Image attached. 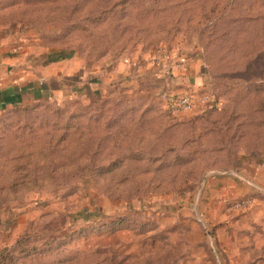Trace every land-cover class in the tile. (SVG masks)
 Wrapping results in <instances>:
<instances>
[{
  "label": "rangeland",
  "instance_id": "obj_1",
  "mask_svg": "<svg viewBox=\"0 0 264 264\" xmlns=\"http://www.w3.org/2000/svg\"><path fill=\"white\" fill-rule=\"evenodd\" d=\"M0 36L80 71L0 111V264H264V0H0ZM164 52L210 105L166 110Z\"/></svg>",
  "mask_w": 264,
  "mask_h": 264
},
{
  "label": "crops",
  "instance_id": "obj_2",
  "mask_svg": "<svg viewBox=\"0 0 264 264\" xmlns=\"http://www.w3.org/2000/svg\"><path fill=\"white\" fill-rule=\"evenodd\" d=\"M4 43L0 36V111L42 99L69 97L80 84L71 82L78 77L80 71L77 72L76 66L68 63V59L61 58L55 53L16 54L12 53L11 49H6ZM172 52L157 54L151 62L166 90L170 93L189 92L197 95L202 92L210 93L208 76L202 60L199 58L187 60L183 55H174ZM119 74L122 80L126 79L122 76L123 71ZM119 74L117 73V76ZM261 166L264 168V160L253 166V169L246 170L247 179L253 184L240 183L241 186L239 183L233 184H238V187L247 190L248 186L255 187L257 181L264 180V169H261ZM226 181L230 180L220 176L207 181L205 188L207 187L206 190L210 192L221 189V185L232 187L231 183L226 185ZM251 190L253 189L250 188Z\"/></svg>",
  "mask_w": 264,
  "mask_h": 264
},
{
  "label": "built area",
  "instance_id": "obj_3",
  "mask_svg": "<svg viewBox=\"0 0 264 264\" xmlns=\"http://www.w3.org/2000/svg\"><path fill=\"white\" fill-rule=\"evenodd\" d=\"M213 101V97L205 92L199 95L189 92L165 95L166 110L172 115L196 113L199 108H204Z\"/></svg>",
  "mask_w": 264,
  "mask_h": 264
}]
</instances>
